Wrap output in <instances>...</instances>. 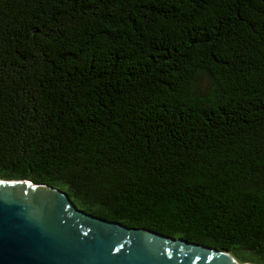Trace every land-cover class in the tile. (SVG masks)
I'll list each match as a JSON object with an SVG mask.
<instances>
[{"label":"trees","instance_id":"obj_1","mask_svg":"<svg viewBox=\"0 0 264 264\" xmlns=\"http://www.w3.org/2000/svg\"><path fill=\"white\" fill-rule=\"evenodd\" d=\"M0 179L264 264V0H0Z\"/></svg>","mask_w":264,"mask_h":264},{"label":"water","instance_id":"obj_2","mask_svg":"<svg viewBox=\"0 0 264 264\" xmlns=\"http://www.w3.org/2000/svg\"><path fill=\"white\" fill-rule=\"evenodd\" d=\"M0 264H251L79 209L69 194L0 179Z\"/></svg>","mask_w":264,"mask_h":264},{"label":"rangeland","instance_id":"obj_3","mask_svg":"<svg viewBox=\"0 0 264 264\" xmlns=\"http://www.w3.org/2000/svg\"><path fill=\"white\" fill-rule=\"evenodd\" d=\"M206 83H207V79L205 78V77H203L202 79H201V82H200V90H204L205 89V87H206ZM239 262V261H238ZM239 263H242V262H239Z\"/></svg>","mask_w":264,"mask_h":264}]
</instances>
